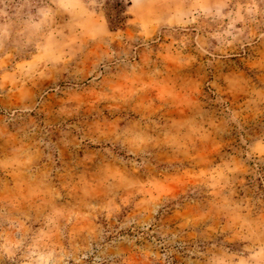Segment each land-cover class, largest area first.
I'll return each mask as SVG.
<instances>
[{
	"label": "rangeland",
	"instance_id": "obj_1",
	"mask_svg": "<svg viewBox=\"0 0 264 264\" xmlns=\"http://www.w3.org/2000/svg\"><path fill=\"white\" fill-rule=\"evenodd\" d=\"M0 264H264V0H0Z\"/></svg>",
	"mask_w": 264,
	"mask_h": 264
}]
</instances>
